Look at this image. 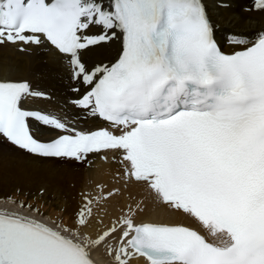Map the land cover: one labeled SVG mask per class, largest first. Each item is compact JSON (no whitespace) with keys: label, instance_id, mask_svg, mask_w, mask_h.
<instances>
[{"label":"snow or ice","instance_id":"snow-or-ice-1","mask_svg":"<svg viewBox=\"0 0 264 264\" xmlns=\"http://www.w3.org/2000/svg\"><path fill=\"white\" fill-rule=\"evenodd\" d=\"M216 27L205 0H0V46L54 49L80 85L71 103L107 125L81 130L29 107L47 94L0 76V138L60 162L119 154L126 184L187 221L145 222L129 204L93 236L98 209L119 192L97 184L71 224L0 209V264H96L101 247L111 264H264V31L231 35L226 52ZM114 39L113 60L84 59ZM40 127L58 134L41 139Z\"/></svg>","mask_w":264,"mask_h":264},{"label":"bare ground","instance_id":"bare-ground-1","mask_svg":"<svg viewBox=\"0 0 264 264\" xmlns=\"http://www.w3.org/2000/svg\"><path fill=\"white\" fill-rule=\"evenodd\" d=\"M205 3L217 26V40L228 51L233 50L228 41L231 35L243 34L251 39L264 31V12L254 9V0H205ZM96 32V28L90 30L91 34ZM24 47L25 50L21 51L20 45L0 46V76L27 80L34 90L50 94L49 98L30 97L28 106L52 112L81 130L102 126L101 121L71 103L78 98L73 89L80 85L70 78L65 58L47 45ZM120 47L121 41L114 39L85 52L84 59L90 64L108 62L116 57ZM33 126L36 130L35 123ZM57 134L55 130L44 127L37 131L41 139L52 138ZM104 156L108 159H102ZM122 177L119 154L102 152L90 156L87 163L60 162L33 156L0 138V201L12 197L19 204L23 201L39 208V215L47 216L50 213L54 219L62 220L64 217V224H71L73 214L81 203L80 194L88 192L95 195L98 191L96 185L102 184L105 191L119 189V192L98 209L96 220L103 223L94 221L87 229L93 236L115 221L129 204L135 207L139 203L144 208L139 214V219L143 221L187 223L180 213L156 203L146 186L126 184ZM192 226L199 229L198 225ZM92 256L100 264H111V257L106 255L103 247L94 251ZM130 264H147V260L134 257Z\"/></svg>","mask_w":264,"mask_h":264},{"label":"rangeland","instance_id":"rangeland-1","mask_svg":"<svg viewBox=\"0 0 264 264\" xmlns=\"http://www.w3.org/2000/svg\"><path fill=\"white\" fill-rule=\"evenodd\" d=\"M14 200L15 199H12V197L11 198L10 197L9 198H5L3 200V202L0 201V208H1V205H5L6 207H10L12 210L17 211V212H23V213H27L29 215H37L38 217H41L46 222H52V223L56 224L57 226L58 225H61V224H64V217L62 218V220H58L59 218L56 219V217H55V219H54L50 215V213L49 214H46L47 216H45V215H39V214H37V212H34V211L29 210L28 207L27 208L26 207L25 208H21L20 207V204H19V201L18 200L14 201Z\"/></svg>","mask_w":264,"mask_h":264}]
</instances>
